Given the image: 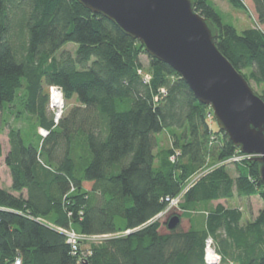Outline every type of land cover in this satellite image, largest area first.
<instances>
[{
    "label": "trees",
    "instance_id": "obj_1",
    "mask_svg": "<svg viewBox=\"0 0 264 264\" xmlns=\"http://www.w3.org/2000/svg\"><path fill=\"white\" fill-rule=\"evenodd\" d=\"M192 1L214 24L218 49L261 87L255 92L264 101V0H248L256 26L241 32L210 0ZM228 1L247 8L243 0ZM66 43L76 45L73 53L60 51ZM141 54L138 40L77 0H0V133L8 127L12 179L11 191L0 187V264L16 257L21 264H205L207 235L221 262L224 253L238 264H264V207L241 224L238 208L218 204L203 211L202 230L179 229L181 219L214 200L258 195L264 203V186L249 159L236 166V177L229 174L220 162L238 148L208 120L209 107L148 54L145 81ZM52 85L65 101L75 100L56 126L47 108ZM39 128L49 134L42 138ZM163 132L171 144L155 152ZM207 158L213 167L166 219L154 220ZM174 215L179 223L169 229ZM58 227L112 236L79 259Z\"/></svg>",
    "mask_w": 264,
    "mask_h": 264
},
{
    "label": "water",
    "instance_id": "obj_2",
    "mask_svg": "<svg viewBox=\"0 0 264 264\" xmlns=\"http://www.w3.org/2000/svg\"><path fill=\"white\" fill-rule=\"evenodd\" d=\"M138 40L145 52L169 65L193 96L210 107L216 126L240 152L252 155L264 186V101L215 43L214 24L192 0H77ZM168 221L173 229L179 223Z\"/></svg>",
    "mask_w": 264,
    "mask_h": 264
},
{
    "label": "built area",
    "instance_id": "obj_3",
    "mask_svg": "<svg viewBox=\"0 0 264 264\" xmlns=\"http://www.w3.org/2000/svg\"><path fill=\"white\" fill-rule=\"evenodd\" d=\"M138 73L141 74L142 70L139 69ZM145 81H148V77H143ZM165 89L161 88L160 89V93L165 94ZM64 96H63V91L59 86H49L48 87V103H49V108L50 111L52 113V120H53V126H56L59 121L61 120V118L63 117V113H64V108H65V101H64ZM208 116V120L211 121V113L208 112L207 114ZM38 132L40 134V136L42 138H45L48 134H49V130L45 129V128H39ZM249 158V155L244 154L242 152H240L239 150L232 155L231 157L223 160L222 162H220L221 164H228V163H235V162H239V161H243L246 160V158ZM39 162L41 164H43L42 160L39 159ZM207 170L203 171L200 170V172L196 173L195 175H193L191 177L192 180H190L189 183H187V185L183 188V190L176 196L167 199V206L166 208L161 211L160 213H158L154 220H164L166 219L170 213L172 212V210L174 208H177L178 204L181 202L182 199V195L183 193L200 177L202 176L204 173H206ZM73 190V189H71ZM59 231H61L66 238V242L69 244L70 246V253L72 255H78V258H82L80 256L81 254V247L82 245L87 242L90 241V239L92 238V236L96 237V236H101L103 237L102 239H106L111 237L112 235L110 234H106V235H85V234H81L79 232H77L75 229H73L72 227L67 228V229H63V228H56ZM130 229H127L122 233V235H126L128 233H130ZM121 233H117L115 235H120ZM114 235V234H113ZM91 250L86 252V255L90 254ZM203 260L205 264H220L221 262V256L220 254L216 251L215 246H214V239L211 235H207L204 238V242H203ZM13 264H21V259L19 257H16L14 260Z\"/></svg>",
    "mask_w": 264,
    "mask_h": 264
},
{
    "label": "rangeland",
    "instance_id": "obj_4",
    "mask_svg": "<svg viewBox=\"0 0 264 264\" xmlns=\"http://www.w3.org/2000/svg\"><path fill=\"white\" fill-rule=\"evenodd\" d=\"M210 1L214 5V7L219 11V13L221 15V18H222V21L224 23L233 25L237 29V31L241 32L243 29H246L250 25H251V27H255L256 26L255 14L253 12L252 7L249 5V1L248 0H243V2L245 3V5L247 7L245 10H242V9H239V8H236V7L232 6L229 3L228 0H210ZM74 48L75 47H74L73 43H66V45H64L63 48H61L60 51L69 50V52L73 53L74 52ZM60 51L58 52V55L60 54ZM139 58H140V62L142 64V67H143V70H144V71L142 70L141 75L143 77H148L149 78L148 73L145 71V69L149 65L148 55L147 54H141ZM249 84H250L251 88L254 91H256V92H260L261 91V87L257 86L253 81H250ZM47 93H48V88H47ZM74 103H75L74 99H72L70 102L65 101V108H64L63 115L65 114V112L67 110V107L73 105ZM47 105H48L47 108L50 111L49 103ZM209 109H210V107H209ZM4 129L5 130L2 132L4 134L0 137V142H1L0 145H2L3 142H5V137H6L5 133H6V130L8 129V127L7 128L5 127ZM169 134L170 133H167V132H163V133L157 134L158 146L154 150L155 152H158L160 149L167 148L168 146H170L171 137H170ZM62 150H63V147L59 150V153H61ZM247 155H249V158L252 156L250 154H247ZM249 158L247 157L246 159H249ZM242 162L243 161H239V162H235V163H228L226 165H227V168L231 170V172H234L236 166L240 165V163H242ZM213 164L214 163L212 162V159L211 158H207V162H206V165H205L203 171L208 170L210 167H213ZM0 167H1V165H0ZM1 180L4 182L5 177L0 176V181ZM190 180H192L191 177L188 179L187 183H189ZM256 200H257V204H256ZM229 204L237 206V199L234 200L233 202H229ZM243 205L244 206L246 205V207H244L245 210L249 209V210H254V211H257V210L259 211V209L264 207V203H263V201L261 200V198L258 195H256L254 201H248L247 200V202L245 204H243ZM175 213H182V211H181V209H179ZM185 224H186V220H185V218H183V220L180 223L179 229H183V226H185ZM120 235H122V233ZM102 238L103 237H101V236H96V237L92 236L90 241H87V242H85L82 245L80 256L81 257L82 256H86V252L91 250V246L101 243L102 240H104ZM214 246H215V249L217 251V244H216L215 238H214ZM221 264H222V262H221Z\"/></svg>",
    "mask_w": 264,
    "mask_h": 264
},
{
    "label": "crops",
    "instance_id": "obj_5",
    "mask_svg": "<svg viewBox=\"0 0 264 264\" xmlns=\"http://www.w3.org/2000/svg\"><path fill=\"white\" fill-rule=\"evenodd\" d=\"M249 27H251V25L248 26L247 28H249ZM74 47L76 48V45H74ZM75 48H74V50H75ZM67 51H69V50H67ZM1 116L3 117L2 113L0 114V117ZM4 130L5 129H3L2 132ZM2 132L0 133V137L4 134ZM5 134H6L5 142H3V144L1 145V155H0V165H1V167H0V176L5 177V180H4V182L2 180L0 181V187L11 191L12 179H11L8 167L5 165V157H6L7 153L9 152V149H10L9 139H8V129L6 130ZM227 170H228L229 174L232 177H236L238 175L237 168H235L234 172H231V170L228 169V168H227ZM24 193H25V191H24ZM255 197H256V195H253V196H250V197H245V196H242V197L238 196L237 197V195L235 194L230 199H218V200H214V201L209 202V205L208 204L207 205H202L201 206V208H202L201 210L202 211L200 213L191 214L188 217H184L185 220H186V224H185V226H183L182 230L183 231H187V230H191V229H193V230H202V228L205 227V218H206V216L204 215L203 211L206 213L205 210H206L207 207L208 208L215 207L218 204H221V205H223L226 208H238L242 212L241 224H245L247 222H252L258 216V214H259V212H260V210L262 208L259 209V211L258 210L254 211V210H249V209L245 210L244 207H246V205L244 206L243 204H245L247 202V200L248 201H254ZM236 199H237V206L229 204V202H233ZM256 204H257V200H256ZM182 220L183 219H181V221ZM218 248H219V245H218ZM222 255L224 256V260H223L222 264H238L233 259L227 257L226 254L222 253Z\"/></svg>",
    "mask_w": 264,
    "mask_h": 264
},
{
    "label": "bare ground",
    "instance_id": "obj_6",
    "mask_svg": "<svg viewBox=\"0 0 264 264\" xmlns=\"http://www.w3.org/2000/svg\"><path fill=\"white\" fill-rule=\"evenodd\" d=\"M139 68V67H138ZM167 155V154H166ZM169 165V164H168ZM166 167V166H165ZM209 205V204H208ZM208 208V207H207ZM207 211V210H206ZM208 212V211H207ZM197 214V213H196ZM185 215V214H184ZM190 215V214H189ZM188 215V216H189ZM192 221V220H191ZM193 222V221H192ZM258 234H259V232H258ZM249 235V234H248ZM218 239V238H217ZM230 241V240H229ZM248 241H250V240H248Z\"/></svg>",
    "mask_w": 264,
    "mask_h": 264
}]
</instances>
